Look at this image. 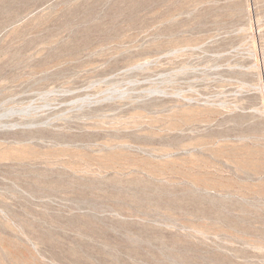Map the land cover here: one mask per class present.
Listing matches in <instances>:
<instances>
[{"label": "rangeland", "instance_id": "obj_1", "mask_svg": "<svg viewBox=\"0 0 264 264\" xmlns=\"http://www.w3.org/2000/svg\"><path fill=\"white\" fill-rule=\"evenodd\" d=\"M0 264H264V0H0Z\"/></svg>", "mask_w": 264, "mask_h": 264}]
</instances>
